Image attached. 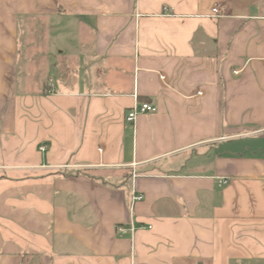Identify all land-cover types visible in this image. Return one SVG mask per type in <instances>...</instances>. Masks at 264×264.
<instances>
[{
    "label": "crops",
    "instance_id": "1",
    "mask_svg": "<svg viewBox=\"0 0 264 264\" xmlns=\"http://www.w3.org/2000/svg\"><path fill=\"white\" fill-rule=\"evenodd\" d=\"M0 264H264V0H0Z\"/></svg>",
    "mask_w": 264,
    "mask_h": 264
},
{
    "label": "built area",
    "instance_id": "2",
    "mask_svg": "<svg viewBox=\"0 0 264 264\" xmlns=\"http://www.w3.org/2000/svg\"><path fill=\"white\" fill-rule=\"evenodd\" d=\"M226 11V5L222 3H215L211 9L209 16L211 17H220L225 14ZM236 73H239V71H236ZM157 111V107L153 106L147 102L139 103L137 99L135 100L134 106L130 109L127 115V121L130 122L131 124H134L137 116L140 113H153ZM42 150L45 149V146L41 147ZM136 166L137 164L134 163L132 165L133 167V180L136 178L137 173H136ZM220 183H227L226 179H221ZM144 199V194L140 193L136 190L135 186H133L132 189V197H131V204H130V211L133 212L135 205L137 202L142 201ZM151 228V227H150ZM136 231V225L133 221L130 222V227H126L124 224H116L115 225V232L119 237H123L127 235L129 232L134 233Z\"/></svg>",
    "mask_w": 264,
    "mask_h": 264
}]
</instances>
